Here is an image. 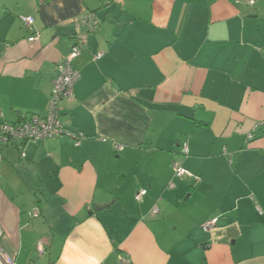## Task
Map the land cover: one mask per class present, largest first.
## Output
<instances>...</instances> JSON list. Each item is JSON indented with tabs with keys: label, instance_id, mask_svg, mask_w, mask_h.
Listing matches in <instances>:
<instances>
[{
	"label": "crops",
	"instance_id": "0c3cea01",
	"mask_svg": "<svg viewBox=\"0 0 264 264\" xmlns=\"http://www.w3.org/2000/svg\"><path fill=\"white\" fill-rule=\"evenodd\" d=\"M92 12L59 103L84 137L0 141L1 247L15 264H264V0H0V130L45 114Z\"/></svg>",
	"mask_w": 264,
	"mask_h": 264
},
{
	"label": "built area",
	"instance_id": "2783aa9c",
	"mask_svg": "<svg viewBox=\"0 0 264 264\" xmlns=\"http://www.w3.org/2000/svg\"><path fill=\"white\" fill-rule=\"evenodd\" d=\"M240 0H236L239 2ZM247 4H254L255 0H243ZM24 25L29 29L33 18L31 16L22 17ZM99 18L96 13H90L87 16L81 17L78 19L75 24L76 26H83L85 29L84 34L75 38L73 45L71 46L70 53L66 58H64L60 63L56 65L55 68V77L52 81V88L47 102V109L44 115L31 114L24 119L13 122V123H4L0 130V141L3 143L15 144L20 141H43L50 140L59 136H70L74 139V144L78 145L80 139L84 137L82 132H71L63 127L60 121V107L59 103L61 100L68 98L70 99L73 95L74 83L79 78V72L75 69L71 61L76 57L82 48V45L86 43L87 37L89 34L96 31L99 26ZM37 38L36 34L32 33L28 36L29 41H33ZM101 54H97L96 58H99ZM116 150H121L122 145H116ZM184 153H187V146L184 145ZM23 155V153H21ZM173 172L175 176H183L188 174V172L180 165L178 162L172 164ZM147 190L141 189L137 192L135 198L137 200L141 199ZM259 209V208H258ZM158 212L157 207H153L151 210L152 214ZM32 214L38 215V209L32 211ZM219 220L218 216H214L206 219L201 224V228L204 231L212 230ZM3 236V230L0 224V241ZM37 249L42 251L41 244L37 245ZM0 264H15L14 258L12 255L4 251L0 245Z\"/></svg>",
	"mask_w": 264,
	"mask_h": 264
},
{
	"label": "trees",
	"instance_id": "16d2710c",
	"mask_svg": "<svg viewBox=\"0 0 264 264\" xmlns=\"http://www.w3.org/2000/svg\"><path fill=\"white\" fill-rule=\"evenodd\" d=\"M22 119H24V117L21 116L19 120H22ZM19 120H18V121H19ZM11 123H13V122H11ZM3 124H4V123H3ZM23 143H24L23 141H20V142H17V143H15V144H18V146H19V144H23Z\"/></svg>",
	"mask_w": 264,
	"mask_h": 264
}]
</instances>
